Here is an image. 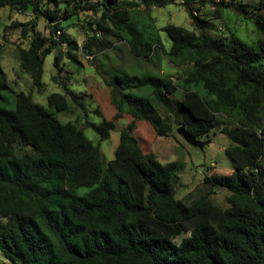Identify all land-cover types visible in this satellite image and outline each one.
Returning <instances> with one entry per match:
<instances>
[{"label": "trees", "instance_id": "trees-1", "mask_svg": "<svg viewBox=\"0 0 264 264\" xmlns=\"http://www.w3.org/2000/svg\"><path fill=\"white\" fill-rule=\"evenodd\" d=\"M177 1L195 28L162 26L167 49L146 26V14ZM208 3L243 12L264 35V0H0V7L33 15L19 23L30 41L18 54L38 89L46 56L58 50L53 79L63 92L48 95L50 108L70 109L72 100L83 105L59 81L65 56L81 64L79 55L96 58L124 41L147 60L161 48L181 69L177 79L124 73L111 83L114 117L85 126L103 140L125 114L132 120L104 165L100 145L83 127L60 121L32 93L14 92L0 63V252L8 260L0 264H264V36L246 43L234 34L211 35L202 15ZM81 12L93 15L81 19ZM39 18L49 22V36L38 29ZM70 19L81 21L83 43L65 31ZM9 92L14 108L3 104ZM220 115L231 120L221 132L230 138L224 150L234 169L204 177L209 189L196 198H179L181 164L143 149L137 121H147L157 136L185 125L207 140ZM82 187L88 190L79 193ZM218 187L230 191L226 206L211 196Z\"/></svg>", "mask_w": 264, "mask_h": 264}, {"label": "rangeland", "instance_id": "rangeland-1", "mask_svg": "<svg viewBox=\"0 0 264 264\" xmlns=\"http://www.w3.org/2000/svg\"><path fill=\"white\" fill-rule=\"evenodd\" d=\"M253 2L254 0H246ZM264 15V8L259 10ZM219 14V15H218ZM91 12H81V19H89ZM202 15L208 21V32L213 36H231L234 34L238 39L246 43H254L264 35L256 26L253 18L233 7H215L210 3L202 9ZM33 17L30 12H19L9 6L0 7V63L7 73L10 86L14 92L24 91L33 94L35 102L52 110L57 118L62 121H74L84 128L86 135L101 148L102 161L104 165L114 157V150L119 143L120 132L132 120L129 114H125L116 121V127L111 131L107 139L100 140L98 134L92 127H86L87 121L102 123L105 119H112L117 112L113 103L112 84L118 82V76L128 73L131 77L148 72L153 74H171L175 79L181 73V69L172 64L164 57L162 49L154 54L151 60L134 55L127 42H119L116 48L107 49L93 56L79 55L81 64L64 57V70L59 81L65 80L72 89L80 94L83 105L71 101V107L67 110L58 111L50 108L48 95L53 92H63L59 83L54 81L53 76L57 73L54 65L57 49L49 53L45 58L43 86L38 89L34 86L30 74L21 66V58L18 54L20 47H27L29 39L22 37V26L19 23L28 22ZM146 25L154 29L165 48L171 44L167 32L160 28L168 23H174L194 30L188 10L181 5L180 1L165 6H153L150 13L146 14ZM80 20L70 19L66 25V32L74 37L79 43H83L86 35L80 27ZM38 29L49 36V22L45 18H39ZM136 91L135 89H131ZM201 90H203L201 88ZM14 92L8 93V99L3 103L8 108H14L16 104ZM183 89H179L176 97L180 98ZM220 123L207 139V144L202 148L186 142L177 132L168 136H157L155 129L145 120L137 121L134 135L138 138L145 150H152L162 162L178 161L181 164L178 170L180 180L177 187V196L186 201L196 198L201 191L209 189L204 184V177L217 173H228L233 171L234 164L226 154L225 147L230 143V138L221 132L223 125L231 120L220 115ZM88 188L82 187L79 193ZM230 193L227 188L218 187L211 194L212 198L220 205L226 206V197ZM0 219L1 216H0ZM8 261L0 252V263ZM20 264V263H13Z\"/></svg>", "mask_w": 264, "mask_h": 264}, {"label": "water", "instance_id": "water-1", "mask_svg": "<svg viewBox=\"0 0 264 264\" xmlns=\"http://www.w3.org/2000/svg\"><path fill=\"white\" fill-rule=\"evenodd\" d=\"M177 132L182 136V138L188 142L191 145L194 146H198V147H204L208 140H200V139H196L194 138L190 132L188 131V129L185 127V125H181L177 128Z\"/></svg>", "mask_w": 264, "mask_h": 264}, {"label": "built area", "instance_id": "built-area-1", "mask_svg": "<svg viewBox=\"0 0 264 264\" xmlns=\"http://www.w3.org/2000/svg\"><path fill=\"white\" fill-rule=\"evenodd\" d=\"M61 34H62L61 31H58V32H57V35H58V36L61 35Z\"/></svg>", "mask_w": 264, "mask_h": 264}]
</instances>
